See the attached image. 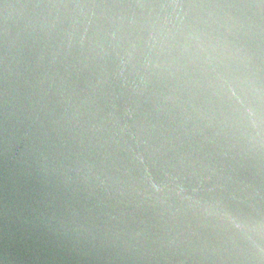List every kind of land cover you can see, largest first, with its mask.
<instances>
[{
	"label": "water",
	"instance_id": "95a60500",
	"mask_svg": "<svg viewBox=\"0 0 264 264\" xmlns=\"http://www.w3.org/2000/svg\"><path fill=\"white\" fill-rule=\"evenodd\" d=\"M0 264H264V0H0Z\"/></svg>",
	"mask_w": 264,
	"mask_h": 264
}]
</instances>
